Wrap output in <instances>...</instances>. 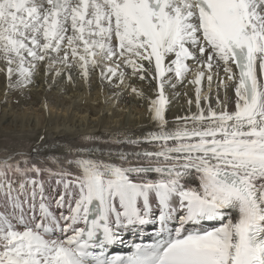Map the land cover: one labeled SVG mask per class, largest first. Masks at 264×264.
I'll use <instances>...</instances> for the list:
<instances>
[{
  "label": "bare ground",
  "instance_id": "obj_1",
  "mask_svg": "<svg viewBox=\"0 0 264 264\" xmlns=\"http://www.w3.org/2000/svg\"><path fill=\"white\" fill-rule=\"evenodd\" d=\"M4 2L0 0L3 221L14 214L15 201L24 210L30 203L36 209L38 191L42 200L53 205L52 190L71 188L75 195L95 182L101 192L110 188L109 193L115 195L112 200L122 205L115 208L109 222L117 247L125 248L124 241L138 234L169 231L173 202L167 199L155 207L153 199L156 190L170 186L177 193L187 192L189 202L198 206L200 224L194 227L208 235L200 243L228 259L237 247L244 211L208 186L201 172L189 168L197 166L220 167L241 176L259 197L264 232L263 158L142 154L150 147L147 139L161 131H210L220 138L264 128V0H246L247 7L241 12L257 60L258 84L251 104L217 28L188 0L168 1L166 20L159 27L165 32L159 71L146 39L113 5L90 9L83 37L71 11L66 10L52 39V11L44 0H31L12 30L13 0ZM37 157L49 166L43 168L32 161ZM150 166L156 174L128 173ZM165 168L174 175H158ZM3 200L14 203L10 207ZM162 209L164 217L153 220ZM221 216L233 220L232 226H224ZM3 221L0 227L12 242L0 239V264H23L15 257L21 255L13 254L17 245H31L35 253L56 250L39 246L40 226L21 220L16 228L13 222ZM52 229L61 238L62 232ZM62 252L68 253L69 247L64 245ZM39 257L41 263L43 256Z\"/></svg>",
  "mask_w": 264,
  "mask_h": 264
},
{
  "label": "rangeland",
  "instance_id": "obj_2",
  "mask_svg": "<svg viewBox=\"0 0 264 264\" xmlns=\"http://www.w3.org/2000/svg\"><path fill=\"white\" fill-rule=\"evenodd\" d=\"M189 40H192L191 43L194 44L195 43V39H190ZM176 68V67H175ZM108 86V85H107ZM84 149H81L80 151H83ZM90 150V148H89ZM10 161V160H9ZM15 161V160H14ZM32 161H36V163L38 165H40L41 167L43 168H47L49 166L50 163H48L46 160H44L43 158H40V157H37L35 160H32ZM16 162H21V163H24L25 160H21V159H18ZM65 161L63 160V163ZM62 163V162H61ZM161 174V173H158V175ZM164 177V176H163ZM81 179V178H80ZM180 215V214H178ZM181 219V216H178L177 217V220H180ZM226 222V219L224 220ZM3 231H1V234H0V239L3 241V242H6V243H10V241H5L2 239V235H4L2 233ZM207 241V240H206ZM3 245L5 246V243H3ZM16 247V250L14 251V255H21V256H15V257H18L22 262L23 264H59V263H56V262H53L51 260H49L48 256H43L42 257V261L41 263H39V255H36V253L34 254L33 252H30L31 250H29L28 248H25V247H22V246H15ZM26 250V251H25ZM28 251V252H27ZM1 258V257H0Z\"/></svg>",
  "mask_w": 264,
  "mask_h": 264
}]
</instances>
